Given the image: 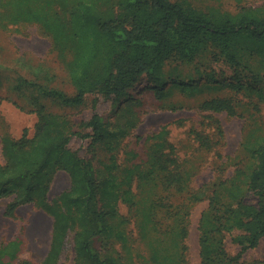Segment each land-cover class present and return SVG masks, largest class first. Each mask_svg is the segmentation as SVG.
<instances>
[{
    "label": "rangeland",
    "instance_id": "1",
    "mask_svg": "<svg viewBox=\"0 0 264 264\" xmlns=\"http://www.w3.org/2000/svg\"><path fill=\"white\" fill-rule=\"evenodd\" d=\"M118 1L99 0L98 4L113 9L116 17ZM171 1L194 12L220 14L236 11L237 1L258 8L264 0ZM10 2L0 0V164L5 163L4 138L17 140L23 132L31 137L39 110L55 114L73 134L68 149L92 164L97 181L114 175L124 182L126 170L135 169L130 186L133 202L120 198L117 214L107 216L110 232L90 241L98 255L113 257L117 264H202L200 219L218 210L215 236L223 255L216 262L264 264V237L256 248L239 256V241L248 244L247 222L258 207V197L247 186L256 164L251 150L264 140L262 58L246 55L235 66L208 45L190 63L177 57L166 60L161 84L142 77L119 102L88 94L82 105L70 107L61 97L72 98L76 91L50 35L37 23L15 22ZM212 99L228 100L235 115L201 108ZM94 114L106 129L99 142L93 141L87 126ZM156 156L168 172L158 167ZM174 174L182 176L177 185L181 189L168 186L166 178ZM70 187L69 175L57 171L48 200ZM233 187L235 194L230 193ZM121 189H126L124 183ZM211 199L214 211L209 208ZM8 202V198L0 199V245L18 242L14 264H46L53 218L33 204L19 207L8 217ZM98 207L108 210L105 203L99 202ZM184 227L182 239L177 232ZM74 235L69 231L50 264H78Z\"/></svg>",
    "mask_w": 264,
    "mask_h": 264
},
{
    "label": "trees",
    "instance_id": "2",
    "mask_svg": "<svg viewBox=\"0 0 264 264\" xmlns=\"http://www.w3.org/2000/svg\"><path fill=\"white\" fill-rule=\"evenodd\" d=\"M98 1L10 2L15 22L37 23L50 35L57 57L65 65L76 91L72 98L61 97L66 106L82 105L88 94L119 102L142 77L161 84L166 60L177 57L190 63L208 45L216 47L231 65H240L246 55H258L264 61V1L258 8L237 1L238 8L232 13L205 14L171 0H119L120 13L116 17L113 9L100 8L102 4ZM201 108L235 115L225 99L205 101ZM66 125L61 117L39 110L33 136L23 132L17 140H2L5 163L0 164V199H9L5 215L13 217L19 207L33 204L53 218L46 264L58 257L71 230L75 232L74 253L78 264H117L115 258H103L94 252L90 241L110 232L107 216L117 214L120 198L133 202L130 186L135 169L126 170L124 182H118L114 175L97 181L92 164L68 149L73 134ZM87 126L94 142L105 138L106 129L98 114L91 117ZM251 151L256 164L248 176L247 187L258 197V207L247 222L248 244L239 241V256L249 248H256L264 237V140L257 142ZM155 161L168 172L161 158L156 156ZM57 171L69 175L71 187L49 201L50 182ZM182 180L180 174L166 178L169 187L176 185L178 189ZM123 183L125 190L121 189ZM230 193H236L234 187ZM99 202L105 203L106 213L99 209ZM214 207L211 199L209 208L214 211ZM214 212L211 216L205 213L200 219L202 264H233V259L216 262L223 250H218L221 242L215 236L219 231L215 226L219 211ZM208 225L210 229L205 230ZM177 233L183 239L186 228ZM17 253V241L0 245V264H14Z\"/></svg>",
    "mask_w": 264,
    "mask_h": 264
},
{
    "label": "bare ground",
    "instance_id": "3",
    "mask_svg": "<svg viewBox=\"0 0 264 264\" xmlns=\"http://www.w3.org/2000/svg\"><path fill=\"white\" fill-rule=\"evenodd\" d=\"M124 140H125V139H124ZM121 144H122V143H121ZM149 147H150V146H149ZM149 147H148V148H149ZM120 148H121V147H120ZM146 149H147V147H146ZM118 150H119V149H118ZM121 151H122V150H121ZM144 152H145V151H144ZM146 152H147V150H146ZM148 152H149V151H148ZM148 152H147V153H148ZM117 154H118V152H117ZM141 194H142V193H141ZM145 196H146V195H145ZM140 197H142V196H140ZM146 198H147V197H146ZM142 199H143V198H142Z\"/></svg>",
    "mask_w": 264,
    "mask_h": 264
}]
</instances>
